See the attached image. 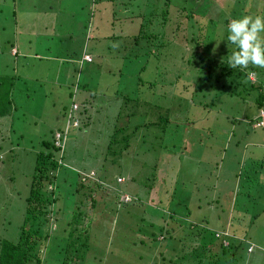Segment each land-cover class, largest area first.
<instances>
[{"label":"rangeland","instance_id":"374dc122","mask_svg":"<svg viewBox=\"0 0 264 264\" xmlns=\"http://www.w3.org/2000/svg\"><path fill=\"white\" fill-rule=\"evenodd\" d=\"M49 2L51 0H0V75L6 73V65H9V74L15 66L16 71L27 77L9 82L12 110L0 118V237L12 242L18 240L36 157L43 149L42 138H49L54 130L64 125L65 115L73 103L74 87L79 85L77 101L88 97L87 102L93 104L83 114L84 119L89 118V125H82L80 117L72 121L73 125H80V129H71L68 134L64 166L58 171L57 178L58 224L55 229L51 227L54 236H50L43 249V264H172L170 258L177 264H186L191 261L190 257L203 254L197 244L186 251L180 250L185 245H192L193 242L186 238L180 242L176 236L174 246L167 247L169 239L161 240V236L158 243H145L152 233L165 236L167 229L178 228L179 223L187 228L207 230L208 235L216 230L222 232L234 228L255 245V250L249 253L244 242L239 252L240 263L245 264L248 260L246 264H264V149H261L264 147V129L260 128L264 125V108L257 110L252 99L255 95L229 97L226 93L215 99L213 106L204 109L200 107L203 92L206 94L204 100L210 103L215 92L221 94L222 85L216 82L215 88L204 84L201 86L205 91L198 90L195 82L202 73L200 64L196 67L184 62L183 80L192 81L194 86L188 90L178 89L184 99L180 104L175 101L176 106L168 113V100L160 96L166 89L170 92L168 96L172 94V88L163 83L167 82L165 76L168 74L164 73L165 62L173 64L178 60L182 63L175 56H167L165 50L169 44L159 46V56L152 55L149 46L141 40L130 48L126 35L137 34L138 26L129 25L125 33L119 32L124 23L128 24L127 20H120L116 22L113 37L95 46V56L88 54L91 62H81L82 54L83 58L86 54L83 52L84 35L80 37L82 33L78 32L79 39L68 44L61 31L57 30L60 34L51 33L52 22L59 20L56 15L63 0L53 10L49 9ZM70 2L76 6L72 11L81 14L84 0H77L76 4L73 0ZM125 3H129L135 12H158L154 21L168 10L166 30H174L172 35L167 34L170 40L174 41V35L180 34L179 37H187V44H193L185 47V57L192 56L195 48L190 38L199 37L198 46L207 48V54L218 60L226 57L227 50L232 47L228 48L226 41L217 46L215 41L226 36V19L264 15V0H170L169 4L166 0H114L119 16L126 13ZM217 5L221 7L220 13ZM106 12L105 8L104 13L108 14ZM191 13L202 17L188 20ZM211 17L217 20L209 24ZM179 18L181 25L178 27L176 19ZM77 20L80 23L72 26L76 32L83 17ZM63 22L66 31L68 21ZM187 24L190 29H186ZM201 26L205 28L202 31ZM164 27L158 23L152 28L159 32ZM118 34L119 39L115 37ZM12 43L15 46L10 50ZM178 43L175 41L177 50L185 46ZM16 47L20 54L12 57ZM1 52L4 58H1ZM175 54L180 56L179 51ZM261 70L258 74L262 78ZM36 76L40 77L38 81ZM249 79L255 81L256 74H251ZM174 84L177 88L181 81ZM114 91L128 93L132 102L115 101ZM159 103L162 107L165 104L161 110L163 117L170 118L173 123L180 122L169 127L167 124L165 134L145 126L156 119V112L149 108ZM80 104L76 103L77 108ZM117 106L121 113L118 126L124 128L123 136L130 140L123 151L122 142L118 141L108 153L107 144L112 136ZM258 116L260 120L249 124L251 118ZM212 125H215L213 131L209 129ZM218 132L223 133L222 139ZM156 133L162 137L155 136ZM117 139L123 138L118 136ZM251 147L254 152L250 154L258 164L252 162V167L247 158ZM79 169L86 170L91 177L102 176L106 181L104 187L95 191L98 204L89 220L88 248L84 257L80 250L72 253L62 250L68 244L65 235L71 227L68 222L72 219L71 211L77 196L74 187ZM128 194L139 201L126 202ZM81 197L80 193L77 198ZM174 210L176 213L172 217ZM187 213H191L189 218ZM169 221L173 226H167ZM179 233L182 232L179 230ZM171 246L180 251H173ZM162 253L165 260H161Z\"/></svg>","mask_w":264,"mask_h":264},{"label":"trees","instance_id":"16d2710c","mask_svg":"<svg viewBox=\"0 0 264 264\" xmlns=\"http://www.w3.org/2000/svg\"><path fill=\"white\" fill-rule=\"evenodd\" d=\"M73 1L76 4L77 0H73ZM101 1L102 0H84L85 4L80 9L82 13L78 15L74 11H72L76 7L73 6V2H70V0H63L62 2L63 6L62 5L59 6L61 10H59L58 11L59 13L56 15V17L59 16V20L58 21L54 20L56 26L54 30L61 31L62 33H64L62 35H64L65 37L67 35H69L70 37H75L79 32V30H77L76 32L72 28V26L75 24V20H77V18L79 19V17L81 16L83 18H86L83 20L82 29L84 30V32H86L87 30L89 32L88 35L90 37H87L88 39L87 41H85L86 42L85 48L86 49L89 48L90 51L94 50L93 53H91L89 50L87 51L93 54V56H95L97 53V50L95 48L96 44L94 45L92 40L94 37V32H98L100 28L102 29L106 28L111 24H115L116 26V22L117 21L119 22L120 20H127L128 22L127 25L124 23L123 26L120 27V29L125 30L126 26L133 24H135V27L138 26L137 34L135 33L131 35L130 34L126 35L130 40L129 43H131L130 45L128 44L130 48H133L134 45H137V42L141 40L142 42L145 43L146 46H149L148 51H150L152 55L159 56L160 54L159 46L161 48L162 44L164 43L169 44L167 45L166 47L167 49L165 50V52H167V56H175L179 58V60L182 61V63L180 64L178 60L173 64L170 62H165L167 65L164 66V73H168V74L167 75L164 74L166 75L165 77L167 78V82H163V83H165L164 85L167 88L168 87L172 88L171 96H168L170 94L169 89H166V91L164 93L162 92V94L160 95V96H165L168 100L167 103L168 107L166 106L167 108L166 112L168 111V113H170L172 108L176 106L175 101L179 102L180 104V102H182V100L184 99V97H181L180 94H178L179 93L178 89L180 87L181 88L183 87V90L184 89L188 90L190 86H194L192 85V81L183 80L184 77H183V73L181 72V69L183 67L182 65L184 64V62H186L187 63L186 65L188 66L195 65L197 67V63L200 64L199 68H201L202 73L195 82V86L198 88V90L205 91V89L201 86L204 84H206V86L215 87V88H217L216 82H219L221 83L220 85H222L223 89H219L220 91H222L221 94H217L215 92L216 95L212 97L214 99L210 103L204 100L206 94H204L203 92L200 98V107L205 109L207 106H213L215 104V99L221 98L223 94L228 93L229 97L243 96L244 98H247L248 95L249 96L255 95V97H253L252 99L255 103V106H257V110L264 108V77L261 78L258 74L260 68L250 67L248 72H250L253 75L256 74L257 79H255V81L249 79L250 76L248 72H240L237 70L230 69L227 67L226 64L222 63V59L218 60L213 55L207 54V48H201L200 46H198L200 44L199 37L190 38L192 42L195 43L194 44L195 48L192 49L190 47L193 50L192 56L190 55L185 57V55L183 54L185 47L187 48V46L193 44H187L188 43L187 37L186 36L179 37L180 34L179 36L176 34L174 35L173 37L174 41L170 40L171 38H169L168 35H172L174 30L172 32H168L166 30L167 22L169 20L168 10H164V12H162V17L159 19H155L154 21L153 17L157 15L158 12L157 13L150 12V14H146L143 10H140L139 12L138 11L135 12L131 9L129 3H125L123 7L126 9V13H123V15L119 16L118 14L120 13L119 11H116L115 4H113L114 0L112 3H111L112 0H105L103 1V3ZM99 2H101V4L103 5L100 6L98 5V8H96V4H98ZM169 2L170 0H166V4H169ZM49 4H50L49 9L53 10L55 9V6L58 7V3L49 2ZM132 7L134 8L135 4L132 5ZM105 8L107 9L106 13H108L109 15L104 13ZM216 8L219 9L218 13H220L221 7L217 5ZM240 12H244V11H240ZM166 15L167 17H165ZM195 16H198L200 18L202 17L195 13H191L190 17L189 16L187 17L189 20L190 18H193ZM194 19L196 20V18ZM194 19L193 21H195ZM229 19L230 18L226 19L227 23ZM215 20H217V18L215 17L209 18V22H210L209 24H211V22L214 23ZM63 21H68V23L66 24H68L69 28L66 31L63 30L64 27ZM176 21H177L176 25H178L179 27L181 25L180 18L176 19ZM146 23L147 25H145ZM158 23L161 24L163 27L164 26L165 27L163 29H160L159 32H155V30H153L152 27ZM182 23H184V21H182ZM193 24H195L196 26L197 25L196 21L195 23L193 22ZM189 27L190 25L187 24L186 29H190ZM177 28L175 30H177ZM120 29L119 31H121ZM182 29L183 28H181V31ZM192 29H194V27ZM204 29L205 28H202V26L200 27L201 31ZM56 34H60V33L57 32ZM205 35H206L205 37L207 38V33H205ZM118 36L120 35L118 34L115 37L119 39L121 36L120 37ZM110 37H113V35ZM175 41L179 42L178 44H184L185 46L182 49L177 50L175 48ZM171 42L173 47L171 46ZM13 46L14 44L12 43L10 45V50L12 49ZM109 47H111V45H109ZM118 48L119 47L116 48L117 51L119 50ZM125 48H127V46ZM229 49L231 50V48ZM229 49L227 50V55L229 54ZM124 51H126V49H124ZM175 51L177 53L179 51L180 56H177L175 54ZM19 54H20V50L16 47V52L15 54H12V57L18 56ZM1 55H2L1 58H4L3 52H1ZM124 55L127 56L128 54H124ZM4 56L6 58V53L4 54ZM84 61L86 60L84 59ZM9 67H10L9 65H6V73H4L5 75L4 74L0 75V114L2 116L7 115L6 113L12 110L11 109L12 106L10 105L12 104V100L10 98L11 88H9L10 86L9 82L12 81L15 83L17 78L19 80L27 78L23 76L21 72L16 71L14 68L15 66L12 67L13 73L11 74L10 72L9 74L8 72ZM261 73L264 74L263 69L261 70ZM39 78L37 76L36 80L38 81ZM178 81H181V85L176 88L174 83H177ZM201 81L204 83L201 84ZM142 83L144 84V82L141 80V84ZM8 88L9 90L7 93L6 90ZM78 90H79V85H75L74 94L72 93V95L74 96L73 103L65 115L64 125L60 129L54 130L52 136L50 135L49 138L47 139L42 138L41 146L43 149L37 154L36 157L35 171L31 182L30 193L26 197L25 217L23 220V225L20 230L19 238L17 241L12 242L0 237V264H43L45 260L43 249L46 247L47 242H49L50 236H54L51 227L55 229L57 227L56 224H58L57 212L60 209L59 207L56 206V203L59 198V196L56 195V187L58 185L57 178L60 175L58 174V171L61 170L62 166H64V162H63L65 156L64 153H65V148L68 144V139H69L68 134L70 130L80 129V125H73L72 121L75 119H79L80 117L82 119V123H81L82 125L88 124L89 118L84 119L83 114L86 113V110L92 107L93 105L92 102H87L88 98L85 97H82L81 101H77L76 93L78 92ZM256 90H257V94H255ZM113 94L116 96L115 101L117 99H120L123 100L124 104L128 102H132L133 100L132 97L125 92L114 91ZM4 101L7 102L4 103ZM135 101L137 103H140L139 99H136ZM191 101L193 102V99ZM77 102L81 104L75 111H73V105L76 104ZM164 105L165 104H163V107ZM119 106L121 107V104H119ZM120 107L117 106L116 108L117 111L114 113L115 122L113 123L114 127L111 131L112 136L110 137L109 143L107 144L108 153L112 152L114 146H116L118 141L122 142L121 146L123 151V149L126 148L130 140L126 135L123 136L124 128L118 126L117 123L118 119H121ZM163 107L159 103L158 106L154 104L152 105V107L149 108L150 111L154 110L156 112V119L150 121L149 124H145V126L148 125L149 129L153 127V130H158L160 131V133L165 134L170 124L175 125V124H179L180 122L173 123L171 122L170 118L163 117V114L161 113ZM130 114L131 113H129V115ZM260 119H261L260 116L256 117L255 119L251 118L249 124L252 125L253 122ZM214 128L215 125L209 127V129L212 131L214 130ZM257 128L258 127L254 128V130H256ZM260 128L264 129V125L263 127ZM155 132L156 131H154V133ZM56 133L61 134L60 140L61 141L62 139L64 140L63 143L61 142L63 145L62 144L57 145ZM157 134L158 133H156L155 136H161L160 134L158 135ZM217 135L220 136L221 139L223 138L222 136H224L222 132H218ZM118 136L120 137L122 136L123 139L120 140L117 139ZM220 145L221 146L223 145L222 141H220ZM261 149H264V147H262ZM253 150L254 149H252L251 147L247 152L248 153L247 158L251 160V162H249L250 167H252V162H255L256 165H258L257 162L254 160L255 157L252 156L254 152ZM178 152H180V150ZM251 152L252 154H250ZM166 153L168 154V151H166ZM263 160L262 163L264 162ZM88 173L89 172L83 169L77 170L78 182L75 185L76 188L74 187L75 190L74 193L77 196L80 195L81 193L82 197L78 199L76 196L75 202H73L74 205L71 211L72 219L68 222L69 226L71 225V227L70 229L67 230V235H65L67 237L66 241L68 244H66L64 248L62 247V250L66 252L70 251L69 253H72L74 250H80V252L83 253L81 257H84V252L88 248L89 237L87 233H89V229H90L89 220L93 216V213L95 212L94 209L98 204L95 191H98L97 190L98 188L104 187V184L106 183L105 179L102 176H99V178L91 177L89 176ZM129 198L130 200L126 201L128 203L139 201L137 197L133 198L131 195H129ZM175 213L176 211L174 210L171 216L174 217L173 215ZM186 216H188L189 218L191 216V213H187ZM59 217L61 216L59 215ZM233 220L235 221V217L233 218ZM172 224L173 223L169 221V223H167V226ZM231 225L232 224H230V226ZM232 229L233 230L229 228V230L222 232L216 230L212 234L208 235L207 230L194 229V227L187 228L182 223H179L178 228L173 227L171 229H167L168 231L166 230L165 236L164 234L158 235V233L154 232L150 236L148 235L149 237H146L148 240L143 239L142 242H145L144 240H146L145 243L151 244L153 242L158 243L161 240L169 239L168 243L165 245V247H167L169 245L174 246V242L177 240V237L179 238L178 240L180 242L181 241L183 242V239L186 238L190 243L191 242L193 243L192 245H185L184 249H180V250L186 251L189 246L194 247V244H197L199 247L202 248V252H203V254L200 256L194 258L190 257V259L188 258L191 261H187L186 264H192V261H194L195 264H241L239 259V252L244 247V242L246 243L245 246L246 252L248 251L249 253L255 250V245L252 242L248 241V239L239 235L237 233V230H235L234 228ZM179 230L182 233H179ZM144 235L147 236V234ZM160 236H161V240H159ZM172 250L180 251L175 247H172ZM163 254L164 253L161 254V260H165ZM177 255L178 253L176 254V256ZM169 261L172 264H177L174 258H170ZM63 264H66V262H64ZM67 264L70 263L68 262Z\"/></svg>","mask_w":264,"mask_h":264},{"label":"clouds","instance_id":"9594fccd","mask_svg":"<svg viewBox=\"0 0 264 264\" xmlns=\"http://www.w3.org/2000/svg\"><path fill=\"white\" fill-rule=\"evenodd\" d=\"M217 46L226 41L229 54L222 58L228 68L248 72L249 68L264 69V15H243L228 20L226 36L215 40ZM88 55V54H84ZM249 76L251 73L248 72Z\"/></svg>","mask_w":264,"mask_h":264},{"label":"crops","instance_id":"0c3cea01","mask_svg":"<svg viewBox=\"0 0 264 264\" xmlns=\"http://www.w3.org/2000/svg\"><path fill=\"white\" fill-rule=\"evenodd\" d=\"M103 1H105V0H102L101 2L103 3ZM51 2H54V3H58L59 4V2H61V0H51ZM101 2H99V3H101ZM98 5L99 4H96V8H98ZM56 7V6H55ZM57 8V7H56ZM84 19H86V18H83V20ZM78 23H80L79 22V20H75V24H78ZM54 24V25H53ZM52 26H53V28H52V30H51V33H54V34H56L57 33V30H54V28L56 27L55 26V23L54 22H52ZM79 32L80 33H82L81 35H80V37H82L83 35H84V37H85V39L86 40H83V42L84 41H87V37H90L88 34H89V32L86 30V32H84V30L82 29L83 28V22L81 23V24H79ZM107 29V30H106ZM115 30H117L116 28H115V24H111L110 26H108V27H106V28H100L99 29V31L98 32H94V37H93V43H94V45L96 44H101L103 41L104 42H108L107 40L108 39H110V36H112V34H114L115 33ZM121 31H119V32H124L125 33V30L124 29H120ZM67 37V40H68V44H73L74 42H76V40H77V36H75V37H70L69 35H67L66 36ZM73 39H75V40H73ZM79 39V38H78ZM86 43V42H85ZM81 44V43H80ZM109 44V43H108ZM111 45V44H110ZM15 46V45H14ZM68 49L70 50L71 49V46L70 47H68ZM86 50V48L84 49V53H86V54H90V55H93V54H91L90 52H86L85 51ZM63 56H65V55H63ZM82 61H84V58H83V54H82V58H81V62ZM87 61V60H86ZM87 62H90V61H87ZM5 75V74H4ZM37 77V76H36ZM36 77H35V79H36ZM86 98H88V97H86ZM12 109V108H11ZM3 110H4V108H3ZM8 113H10V111L8 112ZM7 114V113H6ZM2 117V115H0V118Z\"/></svg>","mask_w":264,"mask_h":264},{"label":"built area","instance_id":"2783aa9c","mask_svg":"<svg viewBox=\"0 0 264 264\" xmlns=\"http://www.w3.org/2000/svg\"><path fill=\"white\" fill-rule=\"evenodd\" d=\"M86 56V57H85ZM84 56V59L85 60H87V61H90V59H91V57H90V55H85ZM77 109V105L76 104H74L73 105V111H75ZM68 128V127H67ZM60 137H61V134L60 133H56V138H57V141H56V143H57V145H59V144H62L63 143V139H62V141L60 140ZM62 142V143H61ZM63 145V144H62ZM126 200H130V198L129 197H126Z\"/></svg>","mask_w":264,"mask_h":264}]
</instances>
